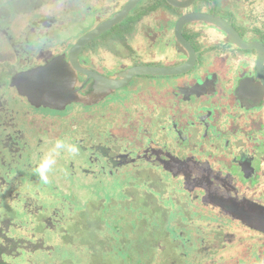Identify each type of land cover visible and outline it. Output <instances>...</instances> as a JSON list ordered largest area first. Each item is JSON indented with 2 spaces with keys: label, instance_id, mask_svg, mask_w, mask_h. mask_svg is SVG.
Returning <instances> with one entry per match:
<instances>
[{
  "label": "flooded vegetation",
  "instance_id": "obj_1",
  "mask_svg": "<svg viewBox=\"0 0 264 264\" xmlns=\"http://www.w3.org/2000/svg\"><path fill=\"white\" fill-rule=\"evenodd\" d=\"M8 2L0 195L23 200L44 138L85 152L103 115V172L166 196L175 246L212 249L186 264H264V0Z\"/></svg>",
  "mask_w": 264,
  "mask_h": 264
},
{
  "label": "rangeland",
  "instance_id": "obj_2",
  "mask_svg": "<svg viewBox=\"0 0 264 264\" xmlns=\"http://www.w3.org/2000/svg\"><path fill=\"white\" fill-rule=\"evenodd\" d=\"M15 10L8 0H0L2 19ZM93 111L103 112V101L92 106ZM92 117L86 151L80 149L75 157L58 156L49 183L41 182L34 170L28 171L21 189L23 200L0 195V226L18 245L14 254L3 258L16 264H186L182 252L191 257L212 252L174 245L173 235L167 236L163 227L167 226L162 200L166 196L158 197L147 185L115 181L103 172V115ZM42 124L51 125L47 118ZM53 144L44 138L41 158ZM89 156L92 163L86 164L89 171L84 172L81 163ZM221 222L216 220L213 226ZM204 230L207 236L208 229ZM139 258L145 260L139 263Z\"/></svg>",
  "mask_w": 264,
  "mask_h": 264
},
{
  "label": "clouds",
  "instance_id": "obj_3",
  "mask_svg": "<svg viewBox=\"0 0 264 264\" xmlns=\"http://www.w3.org/2000/svg\"><path fill=\"white\" fill-rule=\"evenodd\" d=\"M79 152L80 148L78 145L69 143L63 138L57 139L49 151L44 154L41 161L35 167L34 172L38 175L41 182L47 184L49 183V172L51 171L53 165L56 164V158L63 153L75 157L79 154Z\"/></svg>",
  "mask_w": 264,
  "mask_h": 264
},
{
  "label": "trees",
  "instance_id": "obj_4",
  "mask_svg": "<svg viewBox=\"0 0 264 264\" xmlns=\"http://www.w3.org/2000/svg\"><path fill=\"white\" fill-rule=\"evenodd\" d=\"M0 264H16L6 261L4 255H12L18 248V245L13 243V239L8 237L5 230L0 228Z\"/></svg>",
  "mask_w": 264,
  "mask_h": 264
},
{
  "label": "water",
  "instance_id": "obj_5",
  "mask_svg": "<svg viewBox=\"0 0 264 264\" xmlns=\"http://www.w3.org/2000/svg\"><path fill=\"white\" fill-rule=\"evenodd\" d=\"M117 19L113 20V22H116ZM106 28V27H105ZM103 32V25L101 27H99L97 29V31L88 34L87 36L81 38V40L78 41L77 45L75 46V49L77 52H79V50L88 42L90 41L92 38H94L96 35H98L99 33ZM95 34V35H94ZM244 222H247L246 219Z\"/></svg>",
  "mask_w": 264,
  "mask_h": 264
}]
</instances>
